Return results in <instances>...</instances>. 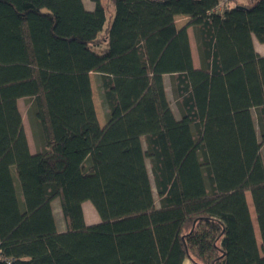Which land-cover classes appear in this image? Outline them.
<instances>
[{"label": "trees", "instance_id": "1", "mask_svg": "<svg viewBox=\"0 0 264 264\" xmlns=\"http://www.w3.org/2000/svg\"><path fill=\"white\" fill-rule=\"evenodd\" d=\"M90 1L0 0V264H264V0Z\"/></svg>", "mask_w": 264, "mask_h": 264}, {"label": "rangeland", "instance_id": "2", "mask_svg": "<svg viewBox=\"0 0 264 264\" xmlns=\"http://www.w3.org/2000/svg\"><path fill=\"white\" fill-rule=\"evenodd\" d=\"M102 1L106 2L108 0H102ZM244 1L245 0H243V2ZM109 20H110V18L108 17V21ZM175 22H176L177 27H181L186 23V19L184 17H176ZM188 35H189V38L191 40L190 42L192 45L193 59L195 60L197 58V53H196V48H195L192 30L190 28L188 29ZM90 81H91L92 99H93V104H94L96 116H97L98 123H99L100 127H103L105 125V122H106V108H105V106L102 102V98H101V92H100V87H99V78L96 74L91 73L90 74ZM165 86H166V90H167V98H168V101L170 103L171 109L173 110L175 116L178 118V111L176 109V105H175V101L173 99V96L171 94L170 80L168 77L165 78ZM17 105H18V110H19L21 118H22L23 128H24V132H25V135L27 138L29 150L31 153H35L39 150L40 145H39V141H38L39 139L36 137L35 132H34L32 120L28 116V112H27L28 104H27L26 100L21 99L18 101ZM253 115H254V111H253ZM261 153L264 157V151L263 150L261 151ZM147 168L149 170V175L151 178V184H153L152 183V176L150 174V167H149L148 162H147ZM14 186H15V190H16L19 202L21 205H23V199H22V194L20 191L19 182L15 176H14ZM153 190H154V188H153ZM154 197H155V204H156V206H158V199L156 197L155 192H154ZM245 197H246V202H247V205L249 208V213H250L251 220H252L253 227H254L255 238L257 240L258 246H260L259 232H258V228H257V223H256V219H255V214H254V209L252 206L250 194L247 192ZM52 210H53V215H54V218L56 220L58 228L61 230L62 229L64 230L65 225L63 222L62 215L60 213L58 199H56L52 202ZM83 213H84L85 220L87 222H89V224L99 222V217H98L97 213L95 212V210H94V208L90 202H88V201L85 202L84 207H83ZM185 264H190V263L188 261Z\"/></svg>", "mask_w": 264, "mask_h": 264}, {"label": "crops", "instance_id": "3", "mask_svg": "<svg viewBox=\"0 0 264 264\" xmlns=\"http://www.w3.org/2000/svg\"><path fill=\"white\" fill-rule=\"evenodd\" d=\"M245 1H246V0H245ZM245 1H244V2H245ZM82 2H83V4H84V7H85L87 10H93V8H94V4H93L90 0H82ZM239 2H243V0H239ZM177 17H184V16H177ZM184 18L186 19V22H187V21H188V18H187V17H184ZM175 20H176V17H175ZM190 41H191V40H190V38H189V42H190ZM253 45H254V49H255V51H256L258 54L264 56V44L259 43V42L255 39V37H253ZM190 49H191V54H192V45H191V42H190ZM192 58H193V55H192ZM193 65H194L195 68H198V66H199V64H198V58H196L195 60L193 59ZM84 204H85V203L82 204V208L84 207ZM85 222H86L87 224H89V222H87L86 220H85ZM58 230H59V231H63V229L61 230V229H59V228H58ZM186 262H188V261L185 260V261L183 262V264H185Z\"/></svg>", "mask_w": 264, "mask_h": 264}, {"label": "water", "instance_id": "4", "mask_svg": "<svg viewBox=\"0 0 264 264\" xmlns=\"http://www.w3.org/2000/svg\"><path fill=\"white\" fill-rule=\"evenodd\" d=\"M237 8H242L241 6H237Z\"/></svg>", "mask_w": 264, "mask_h": 264}, {"label": "built area", "instance_id": "5", "mask_svg": "<svg viewBox=\"0 0 264 264\" xmlns=\"http://www.w3.org/2000/svg\"><path fill=\"white\" fill-rule=\"evenodd\" d=\"M220 8V7H219Z\"/></svg>", "mask_w": 264, "mask_h": 264}]
</instances>
